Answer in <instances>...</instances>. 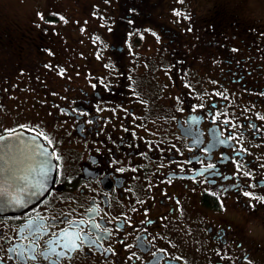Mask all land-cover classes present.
Listing matches in <instances>:
<instances>
[{"label": "flooded vegetation", "instance_id": "af4514ba", "mask_svg": "<svg viewBox=\"0 0 264 264\" xmlns=\"http://www.w3.org/2000/svg\"><path fill=\"white\" fill-rule=\"evenodd\" d=\"M137 2L116 0L118 20L154 25ZM182 5L199 30L164 24L176 45L110 14L70 55L59 26L0 25V136L33 135L54 162L41 198L0 213V264H52L50 248L58 264H264V202L245 195L264 197V29ZM18 171L16 195L36 187Z\"/></svg>", "mask_w": 264, "mask_h": 264}, {"label": "rangeland", "instance_id": "374dc122", "mask_svg": "<svg viewBox=\"0 0 264 264\" xmlns=\"http://www.w3.org/2000/svg\"><path fill=\"white\" fill-rule=\"evenodd\" d=\"M110 1L111 0H0V25L8 27L15 34L18 31H32L31 34H33V31L38 29V25H40L41 22L43 25L48 26V28L59 26L51 28V34L62 40L61 46L64 47V50L68 51L69 55L76 49L73 45L80 46V41L83 39L82 35L84 39L89 42V37L97 32L98 29L103 28L101 25L108 19L107 14H110V18L113 16L110 29L112 26H115L116 20L119 22L116 27L117 29H123V27L128 24H132L134 26L133 28L136 30H144V28L148 26L150 28L147 30H156L155 35L159 36L158 40H160V43L163 41L168 42L169 45H176V42L169 43L171 38L162 37L163 35H167L165 32L168 27L164 24L168 23L182 32V41L191 39L192 34H190L189 31L199 30V28L193 29L192 26H190L191 22H188V20H191V18L185 19V15L176 14L177 12L187 14L189 12L188 6L184 11L180 9L183 3L185 4L189 1L192 5L197 7V13L203 16V19H207L210 14H212L213 9L224 7L238 13L248 26L264 29V0H146L145 9L143 10L142 7L143 11H141L140 14H142V18H144L143 15L150 13L156 15L153 17V19L156 20L154 25L153 22H142L139 18L136 24L130 21V19L126 21L118 20L124 14L117 10L118 3H116V0ZM125 1L126 5L122 7V11L130 8L132 10L138 8L137 0ZM154 3H158L157 6L151 5ZM117 14L118 17L116 19L115 15ZM167 16H171V19L169 20ZM41 17H43V19ZM178 18L184 20V22L182 24L181 22L177 23L176 20ZM90 19H92V21ZM67 24L70 25V27L72 26V28L75 27L73 34L72 29L70 32L68 31L66 33L60 31V29H70L67 27ZM196 25L199 24L197 23ZM105 33H102L104 39ZM141 34L145 37L146 46L151 49L153 42L150 34L148 31L147 33L146 31H142ZM71 37H76L77 41H73ZM197 39L200 38H193V42ZM259 40L261 41L259 44L264 43L262 38ZM181 46L182 51H188L192 47L190 40L187 43H181ZM258 47L259 50L264 51L261 49L260 45H258ZM73 53L76 52L74 51ZM218 58H220L219 55Z\"/></svg>", "mask_w": 264, "mask_h": 264}, {"label": "water", "instance_id": "95a60500", "mask_svg": "<svg viewBox=\"0 0 264 264\" xmlns=\"http://www.w3.org/2000/svg\"><path fill=\"white\" fill-rule=\"evenodd\" d=\"M45 149L51 153L35 136L24 132L0 136V213L16 212L41 198L49 188L54 162L52 156L48 165L51 166V171L46 177L42 176L48 167L42 164L44 157L40 155ZM16 168L30 170L31 175L25 181L36 185L34 189L16 195L17 175L21 174L23 177L24 174V172L16 171ZM33 192L37 195H32Z\"/></svg>", "mask_w": 264, "mask_h": 264}, {"label": "snow or ice", "instance_id": "6c2138e0", "mask_svg": "<svg viewBox=\"0 0 264 264\" xmlns=\"http://www.w3.org/2000/svg\"><path fill=\"white\" fill-rule=\"evenodd\" d=\"M176 14H177V15H182V13H180V12H177ZM41 18L43 19V17H41ZM184 18H185V19H188L189 17L184 16ZM61 71H63V70H61ZM49 143H52V142L49 141ZM40 155H41L42 157H44V160L42 161V164L48 166V165H49V162H50V159L52 158L53 154H52V153H48V152H47V149H45L44 151H42V152L40 153ZM214 167H215L214 165H211V164L208 165V168H214ZM49 171H51V166H48V167L46 168V170L42 173V176L46 177V176L48 175V172H49ZM31 194H32V195H37V193H35V192H33V193H31ZM245 195H246V196H249L250 199H258V200H260L261 202H264V197H253V196H251V195H250L249 193H247V192H245ZM251 207H252L253 209H255V205H251ZM221 208H222V209L224 208L223 203L221 204ZM93 227H94V228H99L100 225H94ZM105 231H107V230H105ZM65 235H67L66 232H65ZM75 238H76V239H80V240L83 241V238H81V237L79 236V234H76V237H75ZM100 238L102 239L103 236H101ZM95 243H96L95 241H89V244H90V245H94ZM64 247H65V248H68L69 250H75V248H76V244H75V242L73 241V242L71 243V245H69V244H65ZM12 251H17V250L13 249ZM47 253H48V254L45 255V259H50L52 255H55V256L57 257V260L52 261V264H58V259H59V257L62 255V253H57V252L55 251V248H50L49 250H47ZM17 255L19 256V258H20L21 261L24 260V258H25V254H24V251H23V250H19V251H17ZM30 258H31V259H35V256L32 255V256H30Z\"/></svg>", "mask_w": 264, "mask_h": 264}, {"label": "bare ground", "instance_id": "6f19581e", "mask_svg": "<svg viewBox=\"0 0 264 264\" xmlns=\"http://www.w3.org/2000/svg\"><path fill=\"white\" fill-rule=\"evenodd\" d=\"M171 1V0H170ZM169 2V1H168ZM182 2V1H181ZM176 3V2H175ZM171 4V3H170ZM177 4V3H176ZM82 5V4H81ZM91 6V5H90ZM174 6V5H173ZM170 8V7H169ZM175 8V6H174ZM97 9V8H96ZM189 22V21H188ZM182 24V23H181ZM185 24V23H184ZM97 25V24H96ZM72 27V26H71ZM146 27V26H145ZM148 27V26H147ZM69 28V27H68ZM148 29V28H147ZM189 30V29H188ZM146 31V30H145ZM156 31V30H155ZM150 33V32H149ZM155 33V32H154ZM73 34V33H72ZM158 36V35H157ZM73 39V38H72ZM163 42V41H162ZM144 45V44H143ZM148 48V47H147Z\"/></svg>", "mask_w": 264, "mask_h": 264}]
</instances>
